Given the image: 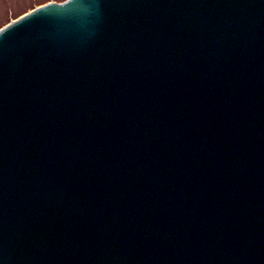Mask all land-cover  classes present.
<instances>
[{"label": "water", "instance_id": "obj_1", "mask_svg": "<svg viewBox=\"0 0 264 264\" xmlns=\"http://www.w3.org/2000/svg\"><path fill=\"white\" fill-rule=\"evenodd\" d=\"M0 264H264V0L0 27Z\"/></svg>", "mask_w": 264, "mask_h": 264}, {"label": "rangeland", "instance_id": "obj_2", "mask_svg": "<svg viewBox=\"0 0 264 264\" xmlns=\"http://www.w3.org/2000/svg\"><path fill=\"white\" fill-rule=\"evenodd\" d=\"M47 1L49 0H0V27Z\"/></svg>", "mask_w": 264, "mask_h": 264}]
</instances>
